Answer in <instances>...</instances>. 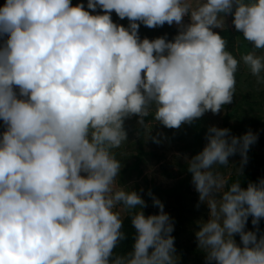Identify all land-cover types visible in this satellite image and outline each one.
Returning <instances> with one entry per match:
<instances>
[{
	"label": "clouds",
	"instance_id": "clouds-1",
	"mask_svg": "<svg viewBox=\"0 0 264 264\" xmlns=\"http://www.w3.org/2000/svg\"><path fill=\"white\" fill-rule=\"evenodd\" d=\"M87 9L72 0L0 7V264H180L164 204L149 190L159 214L145 215L141 195L117 184L114 150L128 141L126 119L138 117L139 136L155 122L179 129L220 113L241 63L264 86V0H88ZM229 15L251 45L239 60L214 31ZM141 24H175L178 34L141 40ZM257 139L212 126L204 149L183 157L210 210L195 233L206 264H264V177L243 188L219 170L238 153L243 175ZM122 211L135 229L126 254L115 251L128 238ZM250 216L256 231L245 230Z\"/></svg>",
	"mask_w": 264,
	"mask_h": 264
},
{
	"label": "rangeland",
	"instance_id": "rangeland-1",
	"mask_svg": "<svg viewBox=\"0 0 264 264\" xmlns=\"http://www.w3.org/2000/svg\"><path fill=\"white\" fill-rule=\"evenodd\" d=\"M6 0H2L0 7H3ZM80 3L85 4L87 9L88 0H72V6H77ZM91 11V10H88ZM92 14H103L98 8L96 12ZM113 22L125 26L129 21L125 18L121 20L114 12L112 13ZM231 29L235 32L232 20L233 16L226 17ZM127 27V26H125ZM169 25L165 24L161 27L164 33H158L153 36L152 39L169 36L171 31ZM161 34V35H160ZM142 39L147 38L146 30L140 34ZM148 37L149 40H152ZM241 40L237 48V59L241 54L250 50L251 45L244 42L243 33L240 32ZM241 51H240V50ZM237 73H239L240 80L236 83V93L232 104L227 105L228 110L224 107L220 113L213 114L211 111L205 113L206 121L210 127H220L228 123L231 127H234L235 131L241 134H246L249 129L253 130V133L258 135L257 142L250 147L249 152L258 153L260 157H264V86L256 83L255 77H253L247 68L241 63ZM18 91V90H17ZM234 109V110H233ZM232 110V111H231ZM226 116V117H225ZM228 117V118H227ZM228 119L227 121H225ZM138 117H132L126 119L124 122L125 130L128 133V141H125L120 148L115 149L114 152L118 159L121 160L122 169L119 177L117 178V184L130 187L132 190L137 191L138 194L145 200L147 207L151 209H159L157 206H153V199L148 195L149 190L153 196L158 198L164 204V211L169 213L174 222V232L181 227V231L176 236V255L180 258V264H206V254L199 249L198 242L195 233L199 231L198 222L201 220L206 221L209 218V209L206 204H201L199 201V193L195 190L192 181H189L188 188L183 191L186 195L184 199H181L182 204H178V198L171 194L175 190L178 182L182 181L187 174H179V168L175 166H169L170 170H173V177L164 175L163 165L171 163L174 160L181 162L183 165L186 163L184 158L187 156L191 158V152L182 151V147L186 145H192L193 138L191 133L180 134L178 129H169L155 122L152 124V128L140 129V135H137ZM153 118L150 115L146 118V122L152 121ZM248 130L245 132L243 129ZM233 129V130H234ZM6 130L4 122L0 120V137ZM158 137L160 143H154L151 139H147L148 136ZM203 144H207V140L203 138ZM179 154V155H177ZM242 157L238 158L232 165L236 164L233 170L237 172V168L240 167V161ZM261 163L248 159V163L244 166L243 170H255L260 172L262 170ZM264 166V163H263ZM156 188H163L169 191V194H163ZM143 189V192L140 190ZM169 200V201H168ZM183 209H177L180 206ZM199 205V207H197ZM119 207V206H118ZM176 207V209H174ZM182 212L179 214V211ZM128 214L127 211H122V218ZM182 217L180 223L178 218ZM179 230V229H178ZM173 232V233H174ZM184 249V250H183ZM187 249V250H185ZM192 249L194 252H191Z\"/></svg>",
	"mask_w": 264,
	"mask_h": 264
},
{
	"label": "trees",
	"instance_id": "trees-1",
	"mask_svg": "<svg viewBox=\"0 0 264 264\" xmlns=\"http://www.w3.org/2000/svg\"><path fill=\"white\" fill-rule=\"evenodd\" d=\"M2 0H0V4H1ZM185 24L190 23V19L188 17L184 18L183 21ZM125 26H128L127 24H125ZM171 34L169 36H171V38H169V40H172L177 34H178V26L173 24L169 27ZM147 33V38H153V36L158 35V33L161 32V27H157V28H148L146 26H144L143 24L140 25L139 28V36L141 33L145 32ZM214 31L218 32L226 41H227V48L230 52H232V54L237 58L238 54L237 53V48L239 46V42L237 41V37H240V32H235L231 29L229 22L226 18L225 20V29L221 30V29H214ZM162 32L164 33V31L162 30ZM161 32V34H162ZM160 34V35H161ZM141 38V37H140ZM151 38V39H152ZM7 39V37H0V46L3 45V43L5 42V40ZM141 40H143L141 38ZM154 40V39H152ZM240 50V49H239ZM241 51V50H240ZM239 73H236V83L240 80L239 78ZM224 107L227 108V105H225ZM234 110V109H233ZM232 111V110H231ZM208 114V113H207ZM206 114H204V116H202L201 118L193 121V123L191 124H183L179 129L178 132L180 134H185L190 132L191 136L193 138V143L192 145H186L184 147H182V151L184 152H191V157L195 156L196 154H198L199 152H201L204 147L206 145L203 144V138H205L206 141V134L208 131V128L210 127L208 125V122L206 121ZM226 117V116H225ZM228 118V117H227ZM228 119H226L225 121H227ZM218 128H227L230 130V134L232 136H236V137H241L244 134H241V131L239 133H237L234 129V127H231L228 123H225V125H222ZM234 129V130H233ZM248 130V127L246 129H243L242 131H246ZM251 130V129H249ZM248 130V131H249ZM253 132V130H251ZM239 157V154L237 153L234 156H231L229 158V166L226 168L224 166H221V168L219 169L221 172H223L226 176L231 173L230 179H229V183L235 182L236 180H239L241 182V186L243 188H247V185L249 182H257L259 178L264 177V157H260L258 155V153H251L248 152V159H253V161L257 162V163H261L260 165L263 167L262 170L260 172L255 171V170H243V175H237V172H235L234 167L236 166V164L232 165V162H234L236 160V158ZM172 162L168 163L166 165H163V171L165 172L164 175L166 176H170L172 178L173 177V170L169 169V166H172V169L177 166L179 168V174L185 173L187 174L186 177L177 183L175 190H173L171 192V194H173L174 192V196H176L178 199V204H182L181 199H184L186 197L185 194H183V191H185V189H187L189 186V181H192V174L189 173L187 171V165L186 163L183 165L181 162H177V160L171 159ZM190 181V182H191ZM158 189L161 193H165V194H169V191L163 189V188H156ZM169 201V200H168ZM183 209V206L181 205L180 207H178L177 209ZM176 209V207L174 208ZM143 211L145 212V215H153V214H159V209H151V208H144ZM182 212V210L179 211V214ZM169 214V213H167ZM123 231H125V233L127 234L128 238L124 241H122L118 247L115 249V251L119 254H126L127 252L132 250V245H133V236L135 233V229L132 227L131 224V218L129 217V214H126L125 216H123ZM182 220V217L178 218V223H180V221ZM252 217H249L248 223L246 225V231H256V227L252 225L251 223ZM179 229V230H178ZM177 229V231H175L174 233H172V235L176 238V236L178 235V233L182 230L181 227H179ZM259 229L260 231L258 232V238L260 235L264 234V219L261 220L260 224H259ZM237 241L238 244H240V237L237 234L234 237ZM175 244H176V239H175ZM242 246V245H241ZM184 250V249H183ZM187 250V249H185ZM191 252H194L192 249Z\"/></svg>",
	"mask_w": 264,
	"mask_h": 264
}]
</instances>
